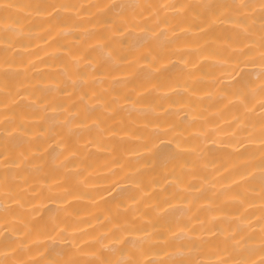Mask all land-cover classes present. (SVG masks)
I'll return each instance as SVG.
<instances>
[{"label":"bare ground","instance_id":"1","mask_svg":"<svg viewBox=\"0 0 264 264\" xmlns=\"http://www.w3.org/2000/svg\"><path fill=\"white\" fill-rule=\"evenodd\" d=\"M0 264H264V0H0Z\"/></svg>","mask_w":264,"mask_h":264}]
</instances>
